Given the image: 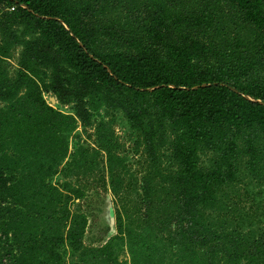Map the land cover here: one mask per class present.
I'll use <instances>...</instances> for the list:
<instances>
[{"label":"trees","instance_id":"trees-1","mask_svg":"<svg viewBox=\"0 0 264 264\" xmlns=\"http://www.w3.org/2000/svg\"><path fill=\"white\" fill-rule=\"evenodd\" d=\"M0 11L3 27L23 24L37 35L24 43L16 75L0 73V101L15 106L5 120L10 137L13 130L21 153L36 150L22 181L6 164L0 118V264L15 245L20 253L37 238L28 232L20 241L15 229L41 214L30 185L55 171L59 143L49 136L70 132L77 120L88 126L93 95L124 113L150 156L166 129L172 137L174 163L157 171L166 174L160 179L144 176L137 199L120 200L117 230L166 233L191 251L188 264H264V227L217 226L208 213L243 162L253 173L264 163V0H0ZM35 67L48 72V83L25 71ZM42 90L71 103L73 115L49 106ZM202 149L207 164L198 160ZM41 216L67 227L44 250L58 262L60 245H80L85 220L70 218L67 206Z\"/></svg>","mask_w":264,"mask_h":264},{"label":"rangeland","instance_id":"rangeland-1","mask_svg":"<svg viewBox=\"0 0 264 264\" xmlns=\"http://www.w3.org/2000/svg\"><path fill=\"white\" fill-rule=\"evenodd\" d=\"M1 18V11H0ZM7 29H6V28ZM0 24V73L15 76L22 68L24 43L37 35L31 27L23 24ZM26 55H28L26 53ZM33 79L49 82L48 72L35 67L34 72L25 69ZM28 87L22 89L20 96ZM42 98L55 110L64 115H73L72 104L58 101L51 91L42 90ZM91 119L84 127L79 120L70 132L61 131L49 138L56 147L52 154L55 171L45 177L44 183L37 179L30 185L31 202L40 208L41 214H54L55 209L65 206L70 210V218L85 220L82 241L76 248L64 242L57 248L60 252L58 262L47 259L45 248H49L48 238L53 234H65L67 227L53 222H44L41 214L31 224L21 223L15 229L16 237L22 241L28 232L32 241L28 247L22 246L4 262L7 264H188L190 250L183 251L180 241L163 232L134 228L130 226L122 232L117 230L118 212L124 210L120 200L138 198L140 183L144 176L157 179L166 176L164 167L173 164L170 149L171 132H164L165 143L154 148L152 156L140 145L138 131L131 128L124 113L106 104L101 95L87 97ZM35 103V100L32 101ZM15 107L12 101H0L2 146L6 150L5 161L16 166L20 180L23 181L24 167L30 161V153H21L17 134L5 122L10 116L9 109ZM5 115V116H4ZM5 127V128H4ZM158 137V134H155ZM32 143V142H30ZM37 148L36 144H33ZM109 148L110 152L102 148ZM201 164L210 160L209 153L203 149L198 152ZM36 164V163H35ZM156 170V171H155ZM149 172V174H147ZM88 179V181H87ZM93 179L98 181H92ZM86 181L88 189L85 188ZM102 184V187L100 185ZM57 188L59 196L53 197L48 187ZM210 218L218 225L228 224L244 231L264 227V163L257 173L247 169L242 163L236 179L223 187L218 194L214 208L208 211ZM70 224V222L68 223ZM1 233V232H0ZM1 235V234H0ZM10 233L8 236H11Z\"/></svg>","mask_w":264,"mask_h":264}]
</instances>
